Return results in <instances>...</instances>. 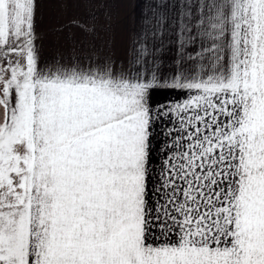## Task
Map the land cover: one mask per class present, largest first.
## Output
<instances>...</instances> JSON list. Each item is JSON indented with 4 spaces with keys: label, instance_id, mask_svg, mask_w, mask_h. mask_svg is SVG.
Masks as SVG:
<instances>
[{
    "label": "snow or ice",
    "instance_id": "snow-or-ice-1",
    "mask_svg": "<svg viewBox=\"0 0 264 264\" xmlns=\"http://www.w3.org/2000/svg\"><path fill=\"white\" fill-rule=\"evenodd\" d=\"M53 2L83 15L0 0V264H264V0H148L120 38Z\"/></svg>",
    "mask_w": 264,
    "mask_h": 264
},
{
    "label": "crops",
    "instance_id": "crops-1",
    "mask_svg": "<svg viewBox=\"0 0 264 264\" xmlns=\"http://www.w3.org/2000/svg\"><path fill=\"white\" fill-rule=\"evenodd\" d=\"M38 3L41 4V7L38 9V13H37L38 22L47 21L48 18H50L51 16L53 21L56 23L55 24L53 22L52 28H54L58 24L65 23L67 18L70 16L83 15V11H84L83 9L71 8V9H68L67 12H65L64 10L57 7L56 4L53 2V0H38ZM147 3H148V0H144L143 2L144 9ZM144 9L141 14L136 15V13H133L134 9L129 8L127 13L130 16H132L131 19L138 21L141 18V16L144 14ZM98 11L101 14V18H102L104 11H108L111 14L113 18L112 22L115 26V31L119 38V18H118L119 17V0H109L107 7L100 8L98 9ZM39 26L44 29H50L47 25L46 26L39 25ZM45 38L47 40L52 39V41H50L51 42L50 44L43 46L42 58H47V57L52 56L55 53L56 48H57V44L54 42L55 37L53 34H47ZM173 96H175V93L172 92L171 90H158V93H154V100L157 103H162L172 98Z\"/></svg>",
    "mask_w": 264,
    "mask_h": 264
},
{
    "label": "rangeland",
    "instance_id": "rangeland-1",
    "mask_svg": "<svg viewBox=\"0 0 264 264\" xmlns=\"http://www.w3.org/2000/svg\"><path fill=\"white\" fill-rule=\"evenodd\" d=\"M143 2L144 0H119V38L126 35L127 30L133 28L137 22V20L131 19L132 16L127 13L128 9H134L133 13H136V15L141 14L144 9ZM53 22L54 21L50 16L47 21H39L38 23L39 25H47L49 28H52ZM50 41H52V39L47 40L44 38L43 46L50 44ZM156 93H158V90Z\"/></svg>",
    "mask_w": 264,
    "mask_h": 264
}]
</instances>
